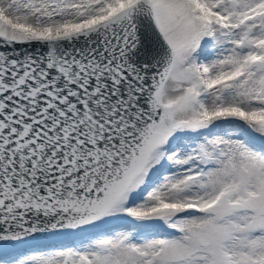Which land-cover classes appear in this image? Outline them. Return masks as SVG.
<instances>
[{
  "label": "snow or ice",
  "instance_id": "obj_1",
  "mask_svg": "<svg viewBox=\"0 0 264 264\" xmlns=\"http://www.w3.org/2000/svg\"><path fill=\"white\" fill-rule=\"evenodd\" d=\"M0 264H264V0H0Z\"/></svg>",
  "mask_w": 264,
  "mask_h": 264
},
{
  "label": "water",
  "instance_id": "obj_2",
  "mask_svg": "<svg viewBox=\"0 0 264 264\" xmlns=\"http://www.w3.org/2000/svg\"><path fill=\"white\" fill-rule=\"evenodd\" d=\"M144 45H145L146 53L150 52L151 49H152V42H151V37L148 34L144 35ZM20 251L22 252V251H25V250L21 249ZM12 254H16V252H13Z\"/></svg>",
  "mask_w": 264,
  "mask_h": 264
},
{
  "label": "rangeland",
  "instance_id": "obj_3",
  "mask_svg": "<svg viewBox=\"0 0 264 264\" xmlns=\"http://www.w3.org/2000/svg\"><path fill=\"white\" fill-rule=\"evenodd\" d=\"M17 254V253H16ZM16 254H13V255H16Z\"/></svg>",
  "mask_w": 264,
  "mask_h": 264
}]
</instances>
